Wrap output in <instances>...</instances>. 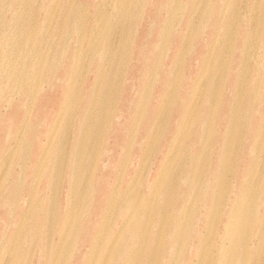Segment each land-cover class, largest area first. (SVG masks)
Wrapping results in <instances>:
<instances>
[{
  "label": "rangeland",
  "instance_id": "rangeland-1",
  "mask_svg": "<svg viewBox=\"0 0 264 264\" xmlns=\"http://www.w3.org/2000/svg\"><path fill=\"white\" fill-rule=\"evenodd\" d=\"M173 1L0 0V152L9 144L12 148L6 159L8 171L1 170L4 166L0 161V264H12L13 258L22 257L18 264H89L86 262L89 254L73 258L70 246L75 240L74 245L86 252L84 243L95 232L114 241L103 249L91 250L93 264H107L108 260L110 264H122L132 255L130 249L135 242L141 245V251L132 264H163L167 255L176 259L182 257L181 264L197 257L202 264H210L209 250L213 245H218L221 238L229 242L225 234L233 227L225 229L224 221L232 219L229 210L241 200L244 185L251 179L252 188L241 200L242 213L249 222L261 215L264 209V0H255L252 20L246 24H242L241 15L246 9L245 0H197L199 20L195 18L198 21L190 28L183 44L180 42L187 16L192 18V3L196 0H176L180 8L167 34V42L162 44L161 56L156 46L168 25L171 7L176 4L172 5ZM182 16L183 22L179 25ZM246 36L250 40L244 46L241 39ZM242 46L245 54L240 53ZM255 46L259 53L254 54ZM177 47H182V51L171 67L177 84L166 86L156 80L149 85V80L157 74L164 78ZM216 47L219 52L205 60ZM129 50L132 52L128 54ZM159 58L161 65L153 68ZM109 60L110 65H107ZM211 70L218 82L213 90L208 87ZM157 81L150 94L152 102L148 97L147 103L153 109L155 106L161 109L160 120L167 113L160 105L164 92L158 96V91L161 87L165 91L167 88L181 91L177 100L176 97L170 102L168 98L164 100L170 111L169 135L174 131L175 136L180 114L185 113L190 119L188 133L175 136L173 143L177 147L182 142L184 149L174 150L177 157L170 175L172 187L168 190L163 184L155 200L143 201L146 203L138 212L144 209L146 213L139 227L134 213L142 193L153 184L149 167L142 166L135 190L127 192L133 193L131 199L117 204L122 215L114 213L110 219L105 218L106 225H102L100 218L108 207L104 202L112 198L108 192L113 171L121 159L130 164L131 159L125 156L133 153L130 151L132 130L146 123L150 113L143 114L144 108L138 111L141 107H136L135 99L137 101L141 89L147 86L150 89ZM192 90L196 91L194 102L191 104V97L189 105L185 104L182 109L181 104ZM95 96L98 102L93 104L91 100ZM9 98L12 104L7 101ZM251 98L255 102L250 101ZM62 100L67 103L62 104ZM117 101L118 109L111 115L114 130L108 137L110 142H117L101 144V151H107L109 164L107 168L97 169L96 175L104 177L96 183L92 198L103 200V204L91 205L88 219L73 233L67 232L70 244L63 248V253L55 255L52 240L60 230L57 217L61 215L65 195L71 194L72 189L78 191L83 177L81 171L74 173L76 185L70 187L66 174L71 169L72 159L66 156L70 151L65 147L77 137L70 139L73 137L70 131L75 129L73 122L70 126L59 125L58 120H72L77 112L82 113L80 125L91 126L90 131L80 136L86 143L94 134V123H106V117L98 118V111L109 110ZM75 106L77 111H74ZM211 111H216L213 116H209ZM225 117H232L231 125ZM202 122L206 123V131L204 137H199L196 132L198 126L202 131L199 125ZM139 128V138L143 140L146 137L144 126ZM161 133L162 130L149 139L150 149L146 155L151 162L163 157L157 154L161 144V153L165 149V137ZM124 139L128 140L127 145L121 144ZM193 154L197 160L191 163ZM220 159L226 161V167L219 173H210L207 162L215 163ZM151 166L154 169V164ZM64 177L66 183L61 184ZM19 185L23 203L20 210H15L6 201L16 199ZM39 190L41 195L46 192V200L41 202V213L46 217L38 221L28 215L20 225V213L29 204L31 211L34 209L35 194ZM211 191L208 199L207 193ZM90 194L92 196V190ZM26 198L30 201L24 203ZM149 202L153 205H148ZM52 207L53 211L47 216ZM118 220L120 223L115 225ZM116 227L120 230L116 231ZM30 229L40 237L31 236L27 240L25 236ZM47 229L51 244L45 241ZM199 234L202 240L198 245L193 244ZM150 251L160 253V259L154 262L148 256ZM259 254L264 256V245ZM218 257L216 260L221 259Z\"/></svg>",
  "mask_w": 264,
  "mask_h": 264
},
{
  "label": "bare ground",
  "instance_id": "bare-ground-1",
  "mask_svg": "<svg viewBox=\"0 0 264 264\" xmlns=\"http://www.w3.org/2000/svg\"><path fill=\"white\" fill-rule=\"evenodd\" d=\"M256 1H259V0H256ZM174 3H176V4L174 5ZM214 3L216 6L217 5L216 2H213V4ZM198 4L199 3L197 0L192 3V11H193V13L191 14L192 18L190 19L187 16L186 29H185L182 37H181L182 43L180 42V44H183L186 41V38L188 37L189 31H190V28L195 26V22L199 20V16L196 15V11L199 10ZM245 4H246V9L243 13H241V15L244 17L242 19V22H243L242 24H246V23H248L249 20L250 21L252 20V13L251 12H253L252 9L254 10L255 0H245ZM172 5H174V7H171V10L169 12L170 17L168 16V18H169L168 19V25H167L166 29L164 30V32H161L162 33V39L156 46V50L160 51L161 56L163 53V50L161 49L162 44H164V43L166 44L167 34H169L171 32L172 23H175V18H176L175 14L180 8L179 7L180 3H178V1H176V0L172 2ZM196 17L198 18V20H195ZM182 22H183V16L180 18L179 25ZM215 22H216V20H215ZM203 29H206V27H204ZM249 40H250L249 36L243 37L241 39V41L244 42V46L246 43L249 42ZM222 45H223V43L220 44L219 49L222 48ZM244 46H242L243 50L242 51L240 50L241 51L240 53H242V54L246 53ZM263 47H264V43H263ZM181 51H182V47H177V49H175V52H176L175 56L176 57L175 56L173 57L172 65L169 64L168 72L165 74L164 78L162 79V77H160V75L157 74L156 78L149 80V83H148L149 85L154 83L156 80H159V81L161 80L160 82L162 83V85L165 83L166 86L169 83L173 84V85L177 84V79L174 78L171 67L174 65L176 58L179 56ZM130 52H132V51L129 50L128 54ZM217 52H219L217 50V47L215 49H211L210 53H208L204 57V59L205 60L210 59L212 57V55L216 54ZM253 52H254V54L257 52L258 53L260 52L257 46H255ZM165 55H167V54H165ZM128 58L129 57L127 55L126 56L127 61H128ZM261 59L262 58L260 56V60ZM107 65H110V60L107 61ZM155 65L157 67H159L161 65V58H159V59H157V61H155L153 68H156ZM221 65H223V64L221 63L220 66ZM261 68H263V65L259 66V71ZM209 72H210L211 77H210V80L208 83V87H209V89L213 90V89H215L218 82H216L214 80V78H215L214 70H211ZM239 76L240 75H238V77ZM180 80H181V78H180ZM235 80H236V77H235ZM159 81H157L155 83V85L153 87H151L150 89H149V86H147L144 89H141L139 91V96L137 97V101L135 99L136 107H141V109L140 108L137 109L138 111L139 110L141 111L144 108L142 110L143 114L148 115V113L149 112L150 113L147 117L146 123L139 124L132 130L133 138H132V143L130 146V151H133V153H132V155L128 154L125 156V158L131 159L130 164H127L126 160L123 161L121 159L119 164L115 167V170L113 171L111 188H109V192L107 189L108 194L112 195V198L108 203L106 201L104 202V204H106L108 207L104 210V212L102 213V216L100 218L102 225H106L105 218L110 219L112 214L115 213L116 216L122 215V209H121L120 205H117V204L122 202L123 200L127 201V200L131 199L133 193L127 194V192L135 190L134 186L136 184V178L139 177L141 170L144 168L142 166H145V167L148 166L149 167L148 169H149L151 178L153 176V178L150 182H153V184H152V188L148 187L146 189L147 191L145 193H142V198L139 200V203H138L136 210H135V213H134V214H136V217L139 221V223H138L139 227H142V225H143L142 218L144 217V212L146 213V210H144V209L138 212L139 208H141V206H144L143 204L146 203L143 201L144 200H149V201L155 200L159 196L160 189L163 186V184L165 185V189L168 188V190H169L172 187L170 175L173 172L172 165L174 164L176 157H177V153L174 150H177L178 147H179L178 150L184 149V144L182 142H180L177 145V147H174L173 143L175 140V136L177 137L180 133L181 134H187L188 133L187 125L189 124L190 119L185 113L180 114L181 121L175 129V136H174V131L172 132V135H169L170 130H171V128H170L171 118H170V111L167 108L168 104H167V102H164V100L166 98H168L169 99L168 102H170L175 97H176L175 100H177V97L180 96L181 91L178 89L174 90L171 88H167V91H165L164 88H162V87L158 91V96L164 92L163 97L164 96L165 97L162 98L163 100H161L160 105L167 113V115H165L163 117V119L160 120L159 119L160 118L159 112H161V109H158L156 106L153 109V106L151 104L147 103L148 97L150 99V94L153 92V88L156 86V84L159 83ZM231 81H232V79H231ZM231 81H230V84H231ZM195 92L196 91L193 92V90H192L189 94H187V97L185 98L184 103L181 104L182 109H183V106L185 104L187 106L189 105V100L191 97H192V99L190 101L191 104L194 102ZM11 95H12V93L10 94V97H11ZM65 97L68 98V96H66V95H65ZM143 97L145 99H144V101L141 102V99H143ZM159 99L160 98H158V100ZM7 101L12 104L13 100L9 98ZM150 101L152 102L151 99H150ZM250 101L255 102L253 98H251ZM97 102H98V97L95 96L91 100V103L96 104ZM66 103H67V100H62V104H66ZM118 105H119V102L117 101L115 103V106L111 107L109 110L101 109L98 111V118L106 117V123L96 121L94 123L93 129H92V131H94V134H91V136H89V139L86 141V143H85V141H83V139L80 136L82 134L84 135L88 130L90 131L91 126L84 127V126L80 125V119H81L82 113L77 112L72 117V120L71 119H64V118L58 120V121H60L59 125L70 126L73 122L75 129L74 128L71 129L70 133L73 137L74 136L77 137L75 142L71 143L70 145L67 144L65 147L66 150L70 151L69 153L66 154V156L72 159L71 169L66 174L67 180L71 183L70 187H72L75 184L74 183L75 177L73 175L74 173H76L77 171H81L83 174V177L81 178L80 183L78 184V187H77L78 191H76L74 189V191H76V192H74L72 189L71 194L65 195V203L62 206L61 215H58V217H57L59 220L60 230H59L58 236H55V238H53V240H52V242L54 243L53 249L55 248V255H56V253L57 254L63 253V251H64L63 248H66L70 244L68 238L66 237L67 232L73 233L76 230V227H78V225L82 224L85 220L88 219L87 212H89L91 205L94 204V205L98 206L99 203L103 204V200H98L96 198L92 199L95 196V185H96V183L102 177H104V175L97 176L96 171L98 168H101V167L103 169L107 168L108 164H109V162L106 161L107 151H105V150L101 151V146L103 144H106V143L108 145L111 143H113V145H115L117 142L116 140H114V142H110L108 137H109L111 131L114 130V122H113L114 116L111 118V115L115 114V111L118 109ZM210 105L211 104H209V107H212V105L211 106ZM72 106H74V105H72ZM150 108H151V111H150ZM77 110H78V107L75 106L74 111H77ZM135 111H136V109H135ZM215 112L216 111H214V112L211 111L209 113V116H213L215 114ZM225 119L230 121L229 123L231 125L232 117H230V118L225 117ZM111 120H112V122H111ZM218 120L221 121L222 118H218ZM98 123H100L99 128H96V124H98ZM204 124H206V123L202 122L199 124V125H202V131H201L200 127L198 126V131L196 132V136L204 137V134L206 131ZM123 126H124V124L121 122L120 123V129H122ZM140 126H144V131L146 132V137H144L143 140H140V138H139V135H141V133H139L140 132V128H139ZM161 130H162L161 134H163L165 137V149H164V152L161 153L162 146H163L161 144L157 154H163V157L161 159L159 158L158 159L159 161L155 160V161L151 162L149 160V155H146V152L148 151V149H150L149 139L151 140V138H153V136ZM257 132H258V130H257ZM106 134H108L107 137H105ZM66 135H68L67 130H66ZM73 137H71L70 139H75V137L74 138ZM172 137H174V138H172ZM65 139H67V137ZM125 143L127 145L128 140L125 141V139H124V141L121 142V144H124V145H125ZM11 149H12L11 144H9L7 147L5 146L0 152V156L2 157L0 159V161H1L2 165L4 166V167H1V170L6 169V166H5L6 165V159H7V156L9 155V153L11 152ZM85 152L87 153L86 155H85ZM205 153H207V151L203 152L202 154L205 155ZM202 157L203 156H201V160H202ZM195 160H197V156H196V154H193L191 157V163H194ZM151 163L154 164V166H155L154 169H152ZM207 164H208L207 170L213 174L219 173L224 167H226V161L224 159H220L219 161H217L215 163L207 162ZM6 171H8V170L6 169ZM150 176H149V178H150ZM66 178L64 177V179L61 180V184L66 183L64 181ZM12 185H13V183H12ZM112 186H113V188H112ZM211 188L213 189V187H211ZM251 188H252V179H251L250 183L249 182L245 183L241 200H243V198L245 199L246 195L248 194V192L250 191ZM21 189H22V187H21V185H19L17 187L18 194H16L15 200L14 199H10L7 201L5 200L6 203H8V205L10 207H13L15 210H18V209L20 210L19 206L23 203V201H22V203L20 202L21 196H19L21 194V192H20ZM91 190H92V196L90 194ZM211 195H212V191L210 193H207L208 199L211 197ZM35 197L37 198V202L35 203V205H33L34 209L31 211L32 206H30V204H29V206H27V208L23 209L22 212L20 213V215H19V218H20L19 224L20 225L25 220V217H27L28 215L31 216V219L38 220V221H41V219L46 217L45 213H43V212L41 213V206H43V204H41V202H44L46 200V192H43V194L41 195V190H39V193L35 194ZM17 200L19 202H17ZM241 200H239V202L235 203V206L233 205L232 209H230V208H229L230 210L228 209L229 213L232 214V219L230 221H224V228L228 229L230 225H231V227H233L229 231H227L228 233L225 234V238L227 237L230 239H229V242H226L224 239L221 238V240L217 241L218 245H216V244L213 245L212 250H209L210 255L208 257V260H210V262H209L210 264H264V256H260L261 254H259V249L261 247H263V245H264V209L261 212V215H258L253 221L249 222L250 219L245 215V213H242V209H243L244 205H243V202ZM5 201H4V205H5ZM27 201H30V200L28 198H26L24 203H26ZM148 205L152 206L153 204L151 202H149ZM59 210L60 209L57 208V212H59ZM52 211H53V207H52V209L47 211V216ZM136 211H137V213H136ZM50 217H51V215L49 216V218ZM119 220L115 222V225H116V223H117V225L120 223ZM34 227L37 228L36 225H34ZM119 230H118V227H116V231H119ZM0 232H2V230H0ZM31 232L32 231L30 229V233L26 234L25 238L27 240H28V237H31V236L33 238H37V239L40 237L39 234H37L35 230H34L35 233H31ZM45 235H46L45 241L48 244H51L48 229L46 230ZM196 238L197 239H194L195 242L192 241V243L193 244L196 243L198 245L200 243V241L202 240V236L199 234V235H197ZM113 241H114L113 239L101 237V235L99 233L97 234L95 232V233H93V235L89 239H87V242L84 243V245H86V247H84L86 252L84 250H82L80 247H76L74 245L75 244V240H74V242L71 243V246H70L71 247V249H70L71 255L73 254L72 257L76 258L78 256H81L83 253L89 254V258L86 260V262H89V264H93L94 261L92 259L91 250L103 249L104 246H108V245L112 244ZM196 241H198V242H196ZM156 243H157V241H156ZM232 244H234V246H232ZM117 248H118V246H117ZM117 248L115 249V252H116ZM82 251H84V252H82ZM139 251H141V245L138 242H135V244H133L131 246V249H130V252L132 253V255L131 254L128 255L122 264H132L137 259V253ZM66 253H69V252H66ZM142 255H145V252L142 253ZM160 255L161 254L158 253L157 251H150L148 253V256L151 259H153L154 262H155V260L160 259V257H161ZM216 257H218V258L221 257V259L216 260ZM23 258L24 257H22L21 259H23ZM21 259L13 258L12 264H18ZM181 259H182V257H179L178 259H176V258H173V256H171V255H167L164 259L163 264H172L173 262H175V264H181L180 263ZM204 260L205 259H203V262H204ZM110 262H111V260H108L107 264H110ZM185 264H202V260L200 257H197L196 259H192L191 261L185 262Z\"/></svg>",
  "mask_w": 264,
  "mask_h": 264
}]
</instances>
